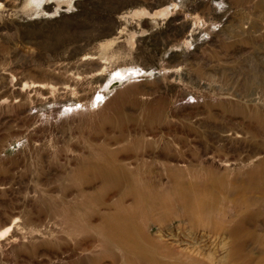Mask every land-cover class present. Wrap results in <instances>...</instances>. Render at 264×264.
<instances>
[{
	"label": "rangeland",
	"instance_id": "1",
	"mask_svg": "<svg viewBox=\"0 0 264 264\" xmlns=\"http://www.w3.org/2000/svg\"><path fill=\"white\" fill-rule=\"evenodd\" d=\"M0 264H264V0H0Z\"/></svg>",
	"mask_w": 264,
	"mask_h": 264
}]
</instances>
